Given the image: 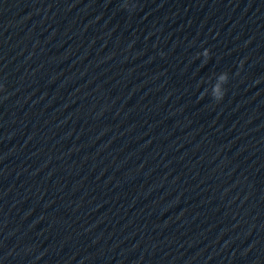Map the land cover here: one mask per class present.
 Listing matches in <instances>:
<instances>
[{"label":"clouds","instance_id":"obj_1","mask_svg":"<svg viewBox=\"0 0 264 264\" xmlns=\"http://www.w3.org/2000/svg\"><path fill=\"white\" fill-rule=\"evenodd\" d=\"M205 58V62L210 56L209 50L205 49L201 54ZM240 67H243V62H241ZM229 82V75L227 72L220 73L215 80V83L211 87L210 95L214 102H221L226 95V88L224 87Z\"/></svg>","mask_w":264,"mask_h":264}]
</instances>
